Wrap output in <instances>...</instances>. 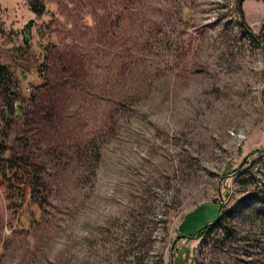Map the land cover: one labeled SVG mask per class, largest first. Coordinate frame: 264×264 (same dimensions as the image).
<instances>
[{
  "label": "rangeland",
  "instance_id": "1",
  "mask_svg": "<svg viewBox=\"0 0 264 264\" xmlns=\"http://www.w3.org/2000/svg\"><path fill=\"white\" fill-rule=\"evenodd\" d=\"M97 1L0 0L16 108L56 82L54 122L0 129L48 198L11 208L0 183V264H264V0H125L110 29Z\"/></svg>",
  "mask_w": 264,
  "mask_h": 264
},
{
  "label": "trees",
  "instance_id": "2",
  "mask_svg": "<svg viewBox=\"0 0 264 264\" xmlns=\"http://www.w3.org/2000/svg\"><path fill=\"white\" fill-rule=\"evenodd\" d=\"M26 1L33 12L41 14L44 11L45 4L42 0ZM89 1L93 3V0ZM100 1L101 0L96 3H100ZM102 2L104 3V0H102ZM126 5L127 3L125 0H112L111 9L108 10L106 7H103V11L98 15V19L96 20L97 26H106L108 24L105 27L106 29H110L114 25L116 27H122L126 18ZM238 9L239 12H242L240 6ZM94 11H96V9ZM245 28L249 31L247 26ZM52 50L53 49L49 47V54L53 53ZM55 87L56 82L50 78H46L40 86L35 88L37 89V92L28 96V105L24 108L18 109L14 103L15 99L18 97V92L16 91L13 72L8 65L0 63V95L5 104L2 108L0 129L3 131L4 137L6 136L7 138L15 128L23 127L24 125L36 121L37 123L39 122L40 124L42 123L45 125H50V123L54 122L55 111L52 106H49V103L45 105V103L41 102L40 96L46 92L50 94V92L54 91ZM48 101H50V97ZM19 139L20 138L15 137L10 146H6L4 149L2 147V149H0V183L6 190L11 208H22L28 197L30 203L36 204L42 209L48 203L46 183L42 181L40 170L35 168V164L30 162L29 155L23 150V142ZM248 177L249 178H247L246 182L241 183L261 184L251 171L248 172ZM256 196L258 197V200L256 201L260 202L264 207V188H262ZM248 198H251V196H243L238 203H241ZM228 213H230V211H227L222 205V208L215 219L218 224L222 225L223 234L225 236H228L231 231V227L225 221ZM212 226V223L207 224L193 236L198 238L208 232Z\"/></svg>",
  "mask_w": 264,
  "mask_h": 264
},
{
  "label": "water",
  "instance_id": "3",
  "mask_svg": "<svg viewBox=\"0 0 264 264\" xmlns=\"http://www.w3.org/2000/svg\"><path fill=\"white\" fill-rule=\"evenodd\" d=\"M31 24H32V20H30L27 24H25V27H24V32L26 34V38H28L31 34ZM220 211V207H219V210H218V213Z\"/></svg>",
  "mask_w": 264,
  "mask_h": 264
}]
</instances>
